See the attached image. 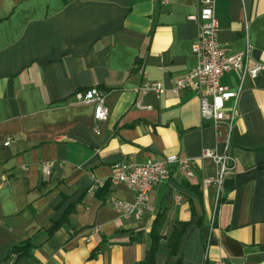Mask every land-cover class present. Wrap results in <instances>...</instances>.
Wrapping results in <instances>:
<instances>
[{"label":"crops","instance_id":"obj_1","mask_svg":"<svg viewBox=\"0 0 264 264\" xmlns=\"http://www.w3.org/2000/svg\"><path fill=\"white\" fill-rule=\"evenodd\" d=\"M200 2L0 0V264H141L159 216L155 264H264V69L244 81L230 134L237 168L222 181L213 227L216 188L203 189L201 178L216 168L200 156L221 154L226 130L202 122L196 94L171 91L197 65V26L187 16ZM215 15L227 53L249 44L250 59L264 66V0H215ZM148 82H160L164 93L135 91ZM221 82L236 88L239 79L232 72ZM91 87L107 94L110 109L99 134L93 106L73 100ZM170 154L192 159L195 176L173 169L150 192L151 212L115 225L108 200L134 202V194L110 184L91 194L94 183L109 182L118 164ZM92 228L98 233L88 242ZM29 238L30 256L8 257Z\"/></svg>","mask_w":264,"mask_h":264},{"label":"built area","instance_id":"obj_2","mask_svg":"<svg viewBox=\"0 0 264 264\" xmlns=\"http://www.w3.org/2000/svg\"><path fill=\"white\" fill-rule=\"evenodd\" d=\"M187 20L193 21L197 26V35L192 44V52L197 58V65L184 76L174 80L171 91L176 94L179 91L188 90L196 94L199 97V113L202 122L212 126L215 130L220 127L226 130L222 153L205 149L200 156V159H211L216 168L213 177L201 178L203 189L209 185L216 188L213 210L209 217L210 227H213L217 221L223 196L222 181L226 176L233 174L237 168L236 159L229 153L230 134L237 119L238 102L244 81L246 78L255 79L264 66L250 59L249 44L244 50L232 54L227 53L222 47L217 38L218 20L215 15V0H201L196 12L188 15ZM232 72L237 74L239 79L236 88L221 82L224 76ZM135 91L141 94L151 91L156 96H160L165 90L160 82H148ZM73 100L76 104L93 106V120L96 124L93 130L99 134V124L107 121L110 113L107 94L97 87H91L76 91ZM136 106L140 109L148 108L142 106L141 100L136 102ZM9 141L10 139L5 145H8ZM116 168V174L108 180L110 185H123L134 194V202L119 199L108 200L117 214L114 221L117 226H121L123 221H140L146 213L153 210L149 203V194L159 183L170 177L173 169L183 172L187 178L195 176L193 160L178 157L176 154L167 155L162 159L150 158L142 164L133 166L118 164ZM41 171L44 176H49V164L43 163ZM105 183L96 181L90 193L94 194ZM97 233V228L90 229L87 241L89 242Z\"/></svg>","mask_w":264,"mask_h":264},{"label":"trees","instance_id":"obj_3","mask_svg":"<svg viewBox=\"0 0 264 264\" xmlns=\"http://www.w3.org/2000/svg\"><path fill=\"white\" fill-rule=\"evenodd\" d=\"M110 182H106L104 184V186H102L101 188H99L96 192H95V195L96 193L99 191H102L104 189L107 188V186H109ZM68 213L69 211H67L65 213V216L62 218V222H65L67 221V216H68ZM160 218H157V220H155L153 222V225H152V228H151V231H150V247H149V256H148V259L147 261L145 262H142L141 264H155L154 262V255L158 249V246L160 244V240H161V236H160V225H161V219H162V216H159ZM55 222L53 223L46 231L49 233L53 232L55 229H57L58 227L61 226V223L62 222ZM179 230H174L172 232V234L170 235L167 243L169 245V248H170V256L171 257H174L176 255V252H175V249H176V245H177V242L179 240ZM31 240L32 238H29L23 242H21L20 244H18L17 246H15L10 254H9V258L11 257V255H15L16 257H20V256H30L31 254V251H32V248H33V245L31 243ZM173 264H179V260L175 261Z\"/></svg>","mask_w":264,"mask_h":264},{"label":"rangeland","instance_id":"obj_4","mask_svg":"<svg viewBox=\"0 0 264 264\" xmlns=\"http://www.w3.org/2000/svg\"><path fill=\"white\" fill-rule=\"evenodd\" d=\"M173 262H174V261L171 260L170 258L167 260V263H168V264H173Z\"/></svg>","mask_w":264,"mask_h":264}]
</instances>
